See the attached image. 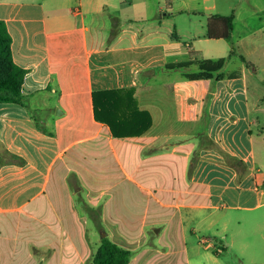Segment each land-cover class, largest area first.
<instances>
[{"label": "crops", "instance_id": "crops-1", "mask_svg": "<svg viewBox=\"0 0 264 264\" xmlns=\"http://www.w3.org/2000/svg\"><path fill=\"white\" fill-rule=\"evenodd\" d=\"M175 1L165 0V10L152 0H0L14 59L28 69L23 102L0 103V153L26 160L0 165V212L43 216L35 203L44 198L58 239L67 230L72 241L58 264H85L92 249L89 242H75V199L90 219L88 207L101 208V238L106 232L132 249L129 264H230L224 252L250 242L238 238L240 231L229 232L232 218L245 212L257 214L256 241L264 250V87L250 56L251 37L262 31L259 4L241 13L242 54L218 43V54L207 55L200 37L193 42L178 28L164 29L166 16L176 13ZM234 32L235 25L232 41ZM222 56L242 60L234 70L240 77L188 79L185 73L198 71L197 64L166 68ZM250 74L257 80V115ZM117 88H135L139 107L151 113L144 133L117 137L95 118L93 91ZM41 110L46 124L37 127ZM230 157L243 162L241 169ZM70 180L81 185L82 197L86 190L85 205ZM210 231L217 233L212 240L198 236Z\"/></svg>", "mask_w": 264, "mask_h": 264}, {"label": "rangeland", "instance_id": "rangeland-1", "mask_svg": "<svg viewBox=\"0 0 264 264\" xmlns=\"http://www.w3.org/2000/svg\"><path fill=\"white\" fill-rule=\"evenodd\" d=\"M159 2H161L166 10L165 0H152L155 8H158ZM254 3L259 4L258 11L262 15L259 28H261L262 31L256 36L253 35L251 37V39L255 41H250V46L253 50L250 56L259 67V73L261 74L260 78H262L264 87V0H176L175 9L178 10L182 8L184 11L179 12L176 10L174 15H167L164 29L167 30V32H173L178 28L179 32L185 34V36L189 35L192 37L193 42L196 38L200 37L201 39L198 40V44L205 46V53L207 55L218 54L214 47L215 45L219 46L220 44L218 43L232 45L242 54L244 50L242 49L241 37L245 28H243L242 25L241 13L247 9H251ZM211 13H234L235 32L233 41L230 40L229 42V40L226 39L205 38L204 34L207 32V19ZM190 37H185L184 40L188 41ZM246 44L245 42V46ZM227 61V64L223 68V72L229 73L234 70H240L238 66L241 65L242 60L239 57H233L231 61L228 58ZM255 79V76L250 74L251 101L254 114L257 115L256 107L258 94L253 86V84L256 86L257 83ZM43 96L44 94H41L38 97L40 99L43 98ZM45 97L47 101L48 98L47 96ZM53 97L54 102L56 95ZM42 109H46V106ZM44 116V110H41L40 113L37 114L39 125L45 126L46 123L41 121ZM83 195L88 201L86 190ZM37 203L42 207L44 212L43 216L35 213L34 210L0 212V264H58L59 258L62 257V253L65 251L63 246L65 245L67 250L72 247V245L70 246V244H68L69 242L72 243V241L70 240L67 230L65 234L61 231L58 239V233L56 234L55 230H57L59 226L57 220L52 218V216H48V213H50L48 210V203L45 202L44 198H41L39 202L35 204ZM72 208L75 210L74 213L76 214L75 218L77 220L76 226L79 229L78 234L75 235V242H78L79 246L87 242L92 245V249L86 254V257H88L85 259V264H92L91 261L101 239V230L93 219H90L86 215L83 208L77 205L76 199L74 201V207ZM242 214L239 217L232 218L233 223L230 226L229 232L240 231L241 235H239L238 238L240 239L243 237L250 242L245 246L237 244L235 247H230L229 250L224 252L223 258L230 264H257L258 261L264 260V250L260 249L256 241L258 216L256 213L251 212ZM238 219L241 220V225L237 224ZM65 224L67 226V221H65ZM214 234L217 233L210 231L208 233H199L198 236H208L207 238L212 240ZM218 235L223 236L225 241L227 240L226 233L222 232ZM236 235L238 234L236 233ZM193 236L197 238L196 234ZM156 238L157 236H154V239ZM201 245L204 246V244Z\"/></svg>", "mask_w": 264, "mask_h": 264}, {"label": "trees", "instance_id": "trees-1", "mask_svg": "<svg viewBox=\"0 0 264 264\" xmlns=\"http://www.w3.org/2000/svg\"><path fill=\"white\" fill-rule=\"evenodd\" d=\"M235 25V15L214 13L208 17L207 36L210 38H226L231 40ZM13 36L8 29L5 20L0 19V103L16 102L21 103L24 99L23 84L28 73V69L16 63L13 50ZM245 61L246 58L242 56ZM227 57L219 58H190L187 60L168 63L167 69L188 68L193 64L199 66L198 71L186 72L188 79L215 78L223 79L227 76L231 78L240 77V71L230 74L223 72ZM249 64H251L249 62ZM135 88L126 89H100L93 91V104L95 118L108 125L114 136H137L148 130L153 118L149 111L141 109L135 94ZM210 117L208 107H206L203 122L206 123ZM40 127L38 123H35ZM44 132L47 130L42 129ZM51 134V133H50ZM201 143L205 140L203 128L199 132ZM211 146H217L214 140L206 139ZM1 152V151H0ZM229 161L241 169L243 162L237 158L230 157ZM26 163V160L12 151L5 150L0 153V165L3 163ZM74 190L78 194V203L85 205L82 197L81 185L71 182ZM91 218L97 226L101 221L97 214L101 215V208L88 207ZM134 256V251L124 247L110 238L108 235L101 238V243L94 253L92 264H129Z\"/></svg>", "mask_w": 264, "mask_h": 264}, {"label": "water", "instance_id": "water-1", "mask_svg": "<svg viewBox=\"0 0 264 264\" xmlns=\"http://www.w3.org/2000/svg\"><path fill=\"white\" fill-rule=\"evenodd\" d=\"M105 236H107V233L106 232L103 234V237H105Z\"/></svg>", "mask_w": 264, "mask_h": 264}]
</instances>
